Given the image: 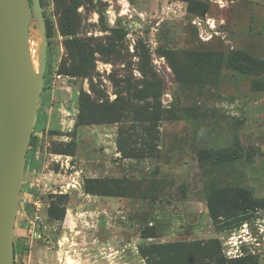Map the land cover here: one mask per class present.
Returning a JSON list of instances; mask_svg holds the SVG:
<instances>
[{
  "label": "rangeland",
  "instance_id": "obj_1",
  "mask_svg": "<svg viewBox=\"0 0 264 264\" xmlns=\"http://www.w3.org/2000/svg\"><path fill=\"white\" fill-rule=\"evenodd\" d=\"M41 1L51 29L15 221L14 264H146L139 247L150 242L217 240L224 255L228 236L245 221L253 229L264 210L238 211L225 203L212 218L206 187H243L264 197V72L260 89L251 84L258 76L224 65L216 79L180 81L166 52L216 50L226 57L240 49L264 61V0H199L207 4L203 13L202 8L190 11L188 0H80L76 32L96 50L91 81L96 94L87 78L57 73L65 58L66 36L59 29L65 2ZM194 15L214 19L217 31L209 40L199 38ZM38 37L33 25L35 52ZM145 81L153 83L156 100L136 99L135 89ZM81 90L101 100L119 95L142 113L129 111L117 122L74 129ZM154 108L158 119L144 121ZM71 139L73 155L64 159L56 151ZM201 146H230L240 156L200 167L196 152ZM92 177L135 178L147 197L86 193L83 180ZM43 183L51 191L45 200L68 207L63 224L53 225L46 211L41 219L42 208L31 223L35 208L27 196L37 197ZM40 228L44 234L37 237ZM242 252L240 257H251L252 264H264V246L243 245Z\"/></svg>",
  "mask_w": 264,
  "mask_h": 264
},
{
  "label": "trees",
  "instance_id": "obj_2",
  "mask_svg": "<svg viewBox=\"0 0 264 264\" xmlns=\"http://www.w3.org/2000/svg\"><path fill=\"white\" fill-rule=\"evenodd\" d=\"M59 20V29L64 39L65 58H62L57 67L58 74L69 75L79 79L87 78L90 81V89L94 94L91 81L95 70L96 52L94 45L85 38H81L76 32V7L80 0H64ZM42 1L40 0V5ZM202 8L203 13L207 4L199 0H188V9L195 11ZM202 16V15H201ZM45 34L50 35V26L44 20ZM166 56L170 67L180 81H207L216 79L220 74L221 66L235 70L242 74L258 76L253 78L251 84L255 89H260L262 79L260 75L264 72V61L250 55L244 50H232L226 57L216 50H186L175 52L167 50ZM136 99L142 101L147 99L156 100L158 92L153 91V83L145 81L141 88H136ZM99 94L91 96L84 90L78 95V112L76 114L74 129L88 124L117 122L125 118L129 111L135 116L142 111L135 110L136 106L124 97L116 96L113 100H101ZM158 105V104H157ZM155 107V105H154ZM127 113V114H126ZM158 119L157 109L154 108L144 118V121ZM34 142L31 136L29 146ZM75 147L74 140L59 144L57 153L73 155ZM197 162L200 167L217 166L237 159L240 155L233 148L229 147H207L201 146L197 149ZM26 161V160H25ZM83 189L86 193L97 195H117L147 197L142 192L140 182L135 178H84ZM228 204V209L245 211L252 208L264 210V197H256L251 190L243 187H225L218 183H211L206 187V204L210 216L215 218L220 215L222 205ZM224 213V212H223ZM65 214V207L58 206L51 201L46 209L48 219H62ZM141 255L145 258L146 264H252L249 256L238 258H227L221 254V248L217 240H209L206 243L192 242H150L139 247Z\"/></svg>",
  "mask_w": 264,
  "mask_h": 264
},
{
  "label": "water",
  "instance_id": "obj_3",
  "mask_svg": "<svg viewBox=\"0 0 264 264\" xmlns=\"http://www.w3.org/2000/svg\"><path fill=\"white\" fill-rule=\"evenodd\" d=\"M33 25L39 35L36 52ZM45 59L40 0H0V264H14L15 221Z\"/></svg>",
  "mask_w": 264,
  "mask_h": 264
},
{
  "label": "built area",
  "instance_id": "obj_4",
  "mask_svg": "<svg viewBox=\"0 0 264 264\" xmlns=\"http://www.w3.org/2000/svg\"><path fill=\"white\" fill-rule=\"evenodd\" d=\"M191 23L195 27L199 38L202 40H209L213 33L217 31L214 19L206 15H194L191 19ZM27 197L29 198V196ZM31 203L35 208L34 220L32 221V224H34L35 220L39 219L38 212L42 208V201L41 199L36 198L34 200L32 199ZM253 225L254 228L252 229V227L245 221L241 224L238 231L235 230V232L228 236V249L224 251V255L227 258L240 257L243 253V245L249 247L250 250L264 246V216L257 217Z\"/></svg>",
  "mask_w": 264,
  "mask_h": 264
},
{
  "label": "crops",
  "instance_id": "obj_5",
  "mask_svg": "<svg viewBox=\"0 0 264 264\" xmlns=\"http://www.w3.org/2000/svg\"><path fill=\"white\" fill-rule=\"evenodd\" d=\"M41 97V96H40ZM41 104H39V106H40ZM64 159H65V157H67V155H61ZM62 157H61V159H62ZM69 158V157H68ZM67 158V159H68ZM64 159H62V160H64ZM36 180H38L39 181V179H36ZM43 182V181H42ZM46 185L47 184H45V183H43L42 184V186H41V188H39L40 189V192H38L39 194H37V197L36 196H33V195H31V193H28V196H29V198L31 197V199H33L34 200V198H39V199H41V201H42V209L40 210L41 212H40V218L42 219L43 217H44V212L46 211V209H47V207L49 206V202L47 201V200H45V194H46V191H50L47 187H46ZM58 185V184H57ZM51 184H50V188H51ZM51 192V191H50ZM50 192H48V193H50ZM52 192L53 193H58V194H65V193H67V191L66 190H52ZM30 199V200H31ZM31 206H32V204H31ZM33 207V206H32ZM66 214H68V207L66 206ZM32 219V218H31ZM30 219V220H31ZM46 219H47V217H46ZM33 221V220H32ZM29 222V221H28ZM53 225L54 224H59L60 222H61V224H63V221H62V219H54L53 221ZM32 223V222H31ZM67 227L69 226L68 225V222H67ZM43 227H45V225L43 226ZM38 228V227H37ZM37 237H40V236H42L41 234H44V231L40 228V230L39 229H37L36 231H35V233H34Z\"/></svg>",
  "mask_w": 264,
  "mask_h": 264
}]
</instances>
